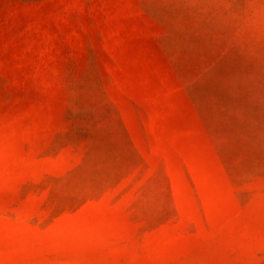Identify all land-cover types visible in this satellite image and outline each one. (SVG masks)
Returning <instances> with one entry per match:
<instances>
[{
	"label": "rangeland",
	"instance_id": "rangeland-1",
	"mask_svg": "<svg viewBox=\"0 0 264 264\" xmlns=\"http://www.w3.org/2000/svg\"><path fill=\"white\" fill-rule=\"evenodd\" d=\"M0 264H264V0H0Z\"/></svg>",
	"mask_w": 264,
	"mask_h": 264
}]
</instances>
